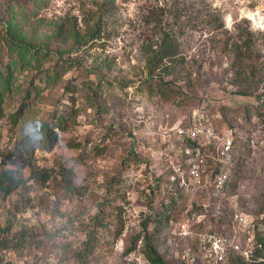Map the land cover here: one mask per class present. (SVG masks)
<instances>
[{"label": "rangeland", "instance_id": "rangeland-1", "mask_svg": "<svg viewBox=\"0 0 264 264\" xmlns=\"http://www.w3.org/2000/svg\"><path fill=\"white\" fill-rule=\"evenodd\" d=\"M165 33L178 54L151 77ZM192 124L213 130L230 189L205 166L190 176L177 138ZM0 173V264H145L137 239L174 191L182 210L152 240L164 264H198L208 227L249 252L264 227V3L0 0Z\"/></svg>", "mask_w": 264, "mask_h": 264}, {"label": "trees", "instance_id": "trees-1", "mask_svg": "<svg viewBox=\"0 0 264 264\" xmlns=\"http://www.w3.org/2000/svg\"><path fill=\"white\" fill-rule=\"evenodd\" d=\"M178 43L174 39L173 36L165 33L162 36L159 37V40L157 41V47L155 48V51L152 52V56L149 60L148 65V71L147 74L151 77L153 76V73L155 69L164 61L171 62L177 54H178ZM245 50L249 48L248 43H245L244 45ZM237 60L240 59L241 55V48L237 45ZM63 67V66H62ZM11 71V66L8 63L6 66V72ZM150 87L155 85L154 83H151V81H148ZM65 129L64 122L58 117L57 121L53 123L49 130L54 133V139L56 137L55 135V129ZM191 126H189V129ZM64 131V130H62ZM50 133V132H49ZM51 139V138H50ZM177 141L182 145L184 151H189L191 154H195L196 152H199L201 156H203L204 162L206 164V171L212 172L210 176H207V179L209 183L212 181L213 178H215L219 174L218 167L220 166L219 160L216 159L215 156V146L216 143L212 142L211 140L202 139L199 140H186L184 141L181 138H177ZM5 173H0V177H4ZM202 177V176H201ZM68 188H70L71 184L68 182ZM232 187V180L227 175V180L224 184L223 189H230ZM222 189V190H223ZM168 201H167V207L165 209H162L160 213L155 212L154 215L149 216L148 220L144 222L143 224V231L142 235L137 239L140 240L143 243L144 248V255H142V260L145 263L149 264H164L162 256H160L154 246L152 245V240L154 238V235H158L160 228H163V226L167 223H169L171 220L175 219V216L182 210L179 209L177 212V204L182 205L185 202V196L183 194H180L176 191L174 192H168ZM173 211V212H172ZM102 221H99L95 223V226L102 227ZM149 224L153 225V231L157 232H148V226ZM263 223H258L255 225V230L252 236V248L248 252L247 256L241 255L238 252L230 251L227 255L226 261L224 264H264V227L259 228V226H262ZM257 228V229H256ZM206 233L215 234L218 236H222V232L219 231V227H215L214 229L212 227H208L205 230ZM95 243H89L91 251L94 249ZM3 246L5 247L6 244L3 243ZM2 246V247H3ZM87 251L89 250L88 247H86ZM127 253L132 254L131 250H129ZM201 253L200 250V244L199 241H197L196 246H194V253H192L194 256L193 259H195V263L201 264L202 259L201 256H198V254Z\"/></svg>", "mask_w": 264, "mask_h": 264}, {"label": "built area", "instance_id": "built-area-1", "mask_svg": "<svg viewBox=\"0 0 264 264\" xmlns=\"http://www.w3.org/2000/svg\"><path fill=\"white\" fill-rule=\"evenodd\" d=\"M262 2L264 3V0H262ZM185 134L186 138L191 141H201L202 139L210 140L213 136V130L206 128L202 124H192L191 128H188L185 131ZM222 147L224 152H228L231 149V141L229 139L223 140ZM184 156L186 158V164L189 165L190 176L194 178L195 181H198L200 174L204 171L203 167L205 166L206 168L203 156H201L199 152H196L193 155L189 151H184ZM216 159L220 160L218 157H216ZM226 180L227 174L219 173L214 178L213 185L216 189H223ZM232 220L234 223L243 224L245 223L246 218L242 212H236L233 214ZM203 232L204 231H202L201 234H197L201 250V253L198 254V256H201L202 264H224L230 251H235L241 255L247 256L248 252H241L237 243L232 241L227 235L222 234V236H218ZM203 248L206 250V254H204Z\"/></svg>", "mask_w": 264, "mask_h": 264}]
</instances>
